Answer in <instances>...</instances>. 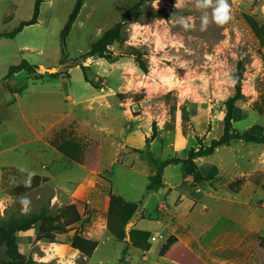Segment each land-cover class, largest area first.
I'll return each instance as SVG.
<instances>
[{"label":"rangeland","instance_id":"374dc122","mask_svg":"<svg viewBox=\"0 0 264 264\" xmlns=\"http://www.w3.org/2000/svg\"><path fill=\"white\" fill-rule=\"evenodd\" d=\"M135 1L84 0L66 38V60L87 51ZM74 2L43 0L37 23L23 27L12 38H0V82L10 65L27 60L38 66L30 73L20 71L10 80L7 94L3 93L0 99V218L11 213L36 212L43 206L54 214L62 206L75 204L81 221L58 234L55 242L25 243V256L42 262L40 264H118L124 242L114 238L104 226L109 190L127 201L143 199L148 178L156 171V164L150 162L148 156L157 161L185 157L200 143L208 145L218 138L223 130L224 101L234 93L231 74L236 72L239 61L244 64L242 94L245 98L235 105L233 127L240 132L264 136V45L249 23L253 20L264 25V0H227L230 19L223 24L213 19L217 0H211L207 6H203L204 0H144L142 14L125 25V42L109 47L113 52L111 59L85 60L90 81L87 83L79 66L68 68L59 63V34ZM33 4L34 0H0V33L10 32L21 21L30 19ZM129 47L143 53L147 72L127 55ZM40 65L53 67L55 72H45L39 69ZM43 76L52 79L36 81ZM14 92L21 97L14 99ZM45 92L52 93L47 105ZM167 92H171L168 103L165 102ZM8 99L14 100L6 107L2 103ZM175 102L172 122L169 109ZM51 106L56 111L63 108L65 118L53 129L56 133L48 132L46 139L51 134L56 143L76 140L84 149L81 162L58 151L54 142L27 144L32 136L26 131L27 124L21 114L37 127L33 113L45 114L40 111L49 110ZM256 107H261L263 112L258 113ZM17 130L21 132V139ZM149 138L147 151H135L144 149ZM22 150L29 152L25 154ZM29 153L41 164L25 159ZM8 163L21 168L5 165ZM194 163L195 168L168 165L157 189L168 185L187 189L189 198L197 203L198 227L206 215L204 205L210 193L218 200L219 206L212 208L215 216L229 211L241 213L236 206L225 208L221 199L237 198L264 206V143L235 140L217 147L208 156L195 159ZM37 172L48 181L15 195L14 187ZM236 179H242L243 183L235 194L228 184ZM23 199L28 200L26 205ZM258 213L256 221L264 234V210ZM141 214H136L132 220L144 217L165 221V229L153 233L165 238L174 233V226L181 225L183 220L175 208L164 203L157 204L152 212ZM100 216L104 224L98 220ZM115 221L114 216L112 224ZM183 223L189 226L184 220ZM134 225L129 228L128 244L134 242L143 246L147 235L135 231ZM95 228L99 229L95 233L97 237L91 238L99 246L90 259L83 258L70 247V240L74 235L92 236ZM199 233L197 231L196 235L200 236ZM262 234L255 236L257 244L252 264H264ZM161 255H167V251L164 249ZM239 261V264H251L245 260V254ZM123 264L167 263L156 252L145 254L128 250Z\"/></svg>","mask_w":264,"mask_h":264},{"label":"trees","instance_id":"16d2710c","mask_svg":"<svg viewBox=\"0 0 264 264\" xmlns=\"http://www.w3.org/2000/svg\"><path fill=\"white\" fill-rule=\"evenodd\" d=\"M43 0H34L32 16L28 20L21 21L10 32L0 33V38H12L19 33L23 27L37 23L40 6ZM84 3V0H75L71 12L68 14L67 19L60 30V46L61 56L59 63L66 64L68 68L73 66H79L83 72V77L86 82H90L87 77L88 66L84 65L85 60L88 58H104L111 59L113 52L109 47L115 43L123 44L126 40L125 25L129 20L136 19L142 14V5L144 0H136L127 9H125L119 19L114 25L103 31V33L90 44L87 51L81 53L76 58L66 60V38L70 32V29L76 20L80 9ZM251 27L254 30L255 35L261 39V44L264 45V25H258L253 20H249ZM129 56L133 57L139 68L147 72L146 60L142 58L143 53L133 47H129ZM38 66L30 64L27 60H22L20 63L10 65L8 67L6 75L3 77L0 83H3L12 74L18 73L22 70H26L29 73ZM244 72V64L238 62L236 65V72L231 74V78L234 82V93L227 97L224 101L225 113L223 117V130L218 138L212 139L208 145L199 144L198 148H192L187 152L185 157H172L163 161L154 160L151 156H148V160L156 164V171L149 176L148 184L145 187V195L148 194L155 185L162 182V176L164 169L171 164H184L195 168L194 160L197 158L205 157L212 154L215 149L221 145H228L235 140H242L247 143H264V136L252 134L244 131L240 132L233 127V111L236 103L239 100H243L245 97L242 94V75ZM68 76V75H67ZM171 92L165 94V102L168 103V99ZM258 113H262L261 107H256ZM176 102L170 105L169 116L170 121L175 120ZM154 131L151 138L154 136ZM146 139L144 149H135L139 153H144L149 148L150 139ZM56 149L67 156L69 159L81 162L83 160L84 149L83 146L76 140H63L60 143H56L54 140ZM47 178L39 175H32L29 179L20 185L14 187L13 191L15 195L23 194L40 186L45 182ZM242 179H236L228 184L229 190L233 193L240 191ZM144 197V196H143ZM140 201L131 202L124 200L122 197L110 192L109 204H108V221L107 230L119 241L125 242V246L121 251V256L118 259V264H123L125 255L127 253V242L125 241V226L133 218L135 212L142 203ZM115 216V224H112V218ZM81 221V213L77 209L75 204H67L57 209L53 214L48 207H41L39 211L31 212L26 211L20 215L11 213L6 218H0V248H5V253L8 258L3 262L0 260V264H38L33 258L25 256L19 250L17 243L16 233L27 231L29 229H36V240L42 242H55L56 236L63 233L68 227ZM98 242L94 239L87 238L85 236L74 235L70 240V247L77 250L84 258H90L97 246ZM83 264V263H79Z\"/></svg>","mask_w":264,"mask_h":264},{"label":"crops","instance_id":"0c3cea01","mask_svg":"<svg viewBox=\"0 0 264 264\" xmlns=\"http://www.w3.org/2000/svg\"><path fill=\"white\" fill-rule=\"evenodd\" d=\"M22 71H26V70H22ZM18 73L12 74L9 78H7L3 82L4 86L2 85L0 86V99L2 98L3 93H6L5 91L10 88L9 85L10 80L15 78ZM51 79L52 78H47L46 76H43V78L36 81L48 82ZM12 94L14 96L13 97L14 99L21 97L17 95V92H14ZM43 94L45 95L46 105L47 103L50 104L49 103L50 98H48V96H52L51 95L52 93L45 92ZM62 95L63 94H61V98ZM14 99H8L4 101L2 104H4L7 107L9 106L10 103H12L11 101ZM61 100H63V98ZM42 111L45 112V114L39 112L33 113V117L38 121L39 126L37 127L28 123L24 113L21 114L22 115L21 118L24 119V121H26L27 124L26 131L32 136V138L27 139V144L45 142L51 145L54 140L51 138V134L49 135V139L48 140L46 139L48 132L49 133L53 132V134H55L56 132L53 131V129H55V127L59 125L61 121L65 118V115L63 113L64 111L63 108L56 111L51 106L49 110H41L40 112ZM41 115H43L44 117L43 116L41 117ZM17 132H19L18 137L21 139L22 137L21 132L18 130ZM22 151L25 154L29 152L28 150H22ZM35 157L36 156H33L31 153H29L28 157L25 156V159L31 160L36 164H41L39 161L35 159ZM5 165L21 168L20 166L11 163ZM32 175H40V173L37 172V173H33ZM41 177H45V176H41ZM46 181H48V178ZM162 182H163V176H162ZM162 182L160 184H162ZM160 184L155 185L148 194L142 195L144 196L143 202L141 204L142 206L139 205V208L135 212L134 216L136 214H141L143 211L144 213L152 212L157 204L164 203L168 207L175 208V210L179 213L180 217H182L180 219H183L184 222H188L189 226L186 227L182 220L180 222L181 225L174 226L176 228V231L174 233H171L168 238H165L161 234H159L158 236H155L153 234V233H158L162 228L165 229L166 227L165 221L147 220L144 217H140L137 220H133L135 223V225L133 223L135 231L141 233L142 235L143 234L147 235L146 237L147 239H146V244L143 246L137 245L134 242L127 244L126 246L127 253L128 250L131 253L143 252L145 254H150L152 252H156L160 254L161 258L167 264H239L240 256L242 254H245V260L249 261L251 264L252 262L254 263L252 256L255 245L257 244V242L255 241V236L258 234H262L259 228V224L256 221V217H258L260 214L258 212H262L264 210V206L253 205L249 201L246 202L244 200H239L237 198L231 200L221 199V201H223L221 202V204L224 205V207L226 206L230 208V205L233 207L236 206L241 210V213L238 211V213L236 214L234 211L233 212L229 211V213L227 214H223L221 216H215L214 213L216 211L214 212L212 208L214 206H219L217 205L218 200H214L216 199L215 197L217 196H214V194L210 193L211 196L206 199V203L204 205L206 208V215L203 217V220L199 222V227H198L197 222L195 220V216L197 214V203L193 202L192 198H189L191 197V195L187 193V189H181L179 188L178 185H174V186L168 185L165 189H157V186H160ZM110 192L113 193V191L109 190L107 195V213H108ZM141 199L142 197L136 201H131V202L137 203ZM1 201L2 199L0 198V202ZM98 220H100L101 222L103 221L101 216L98 218ZM107 221H108V214L105 220V224L104 221L102 222V224H104L105 227H107ZM182 223L184 225V228H182L183 227ZM98 230H99L98 228H95L94 232H92V236H88L87 238L97 237V234L95 233H97ZM197 231L200 232L199 233L200 236L196 235ZM129 235H130V231H129ZM16 237H17L19 250L23 254H26V252L23 251V245H25V243L28 244L35 243V245H37L40 242L36 240L35 228L23 232H18L16 233ZM153 237L154 239H152ZM160 239H164V242H159ZM128 241L126 242L128 243ZM98 246L99 243L97 244L94 252L96 251ZM124 246H125V242H124ZM170 247H172V252H170ZM24 249L26 250L28 248L24 246ZM164 249L165 251H167V255H161V252ZM127 253L125 255V261H126ZM0 260L3 262L8 260L4 247L0 248ZM37 263L40 264L42 262H37Z\"/></svg>","mask_w":264,"mask_h":264},{"label":"clouds","instance_id":"9594fccd","mask_svg":"<svg viewBox=\"0 0 264 264\" xmlns=\"http://www.w3.org/2000/svg\"><path fill=\"white\" fill-rule=\"evenodd\" d=\"M210 3H211V0H204V5L203 6H207ZM217 5L218 6L214 10L213 19L218 24L226 23L230 19L229 4H228L227 0H217ZM181 23H183L186 28L188 27L187 23H185L183 20L181 21ZM204 23L205 24L207 23V19L206 18L204 20ZM22 203L26 205L28 203V200L27 199H23Z\"/></svg>","mask_w":264,"mask_h":264},{"label":"water","instance_id":"95a60500","mask_svg":"<svg viewBox=\"0 0 264 264\" xmlns=\"http://www.w3.org/2000/svg\"><path fill=\"white\" fill-rule=\"evenodd\" d=\"M39 68L45 72H48V73H52V72H55V68L51 67H45L44 65H40ZM134 221L133 220H130L126 226H125V241H128L129 240V228L133 225Z\"/></svg>","mask_w":264,"mask_h":264},{"label":"built area","instance_id":"2783aa9c","mask_svg":"<svg viewBox=\"0 0 264 264\" xmlns=\"http://www.w3.org/2000/svg\"><path fill=\"white\" fill-rule=\"evenodd\" d=\"M88 203H91V201H88ZM152 239H154V237Z\"/></svg>","mask_w":264,"mask_h":264}]
</instances>
